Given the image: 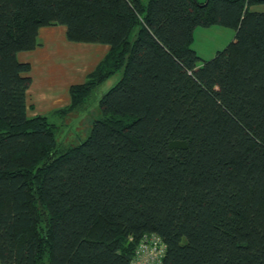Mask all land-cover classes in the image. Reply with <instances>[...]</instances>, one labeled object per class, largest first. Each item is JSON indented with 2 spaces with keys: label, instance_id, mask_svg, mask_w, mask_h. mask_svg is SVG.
I'll return each mask as SVG.
<instances>
[{
  "label": "trees",
  "instance_id": "16d2710c",
  "mask_svg": "<svg viewBox=\"0 0 264 264\" xmlns=\"http://www.w3.org/2000/svg\"><path fill=\"white\" fill-rule=\"evenodd\" d=\"M264 0H0V264H133L142 238L162 264H264ZM110 51L70 89L85 140L30 117L39 30ZM233 27L205 61L198 27Z\"/></svg>",
  "mask_w": 264,
  "mask_h": 264
},
{
  "label": "crops",
  "instance_id": "0c3cea01",
  "mask_svg": "<svg viewBox=\"0 0 264 264\" xmlns=\"http://www.w3.org/2000/svg\"><path fill=\"white\" fill-rule=\"evenodd\" d=\"M67 33L64 25L43 27L39 30L37 47L17 56L20 62L31 65L29 116H53L57 110L69 106L71 87L85 83L110 51L106 44L71 42ZM62 59L66 64L60 62Z\"/></svg>",
  "mask_w": 264,
  "mask_h": 264
},
{
  "label": "rangeland",
  "instance_id": "374dc122",
  "mask_svg": "<svg viewBox=\"0 0 264 264\" xmlns=\"http://www.w3.org/2000/svg\"><path fill=\"white\" fill-rule=\"evenodd\" d=\"M147 2L148 0H143ZM205 3L207 0H198ZM256 10L264 12V5L257 6ZM236 35V29L233 27H225L220 25L212 26L211 28L198 27L194 34V40L191 44L192 48L196 50L199 57L205 61H210L215 55L224 50L233 41ZM61 63L66 64V60H60ZM55 63V62H54ZM121 74H116L101 84L96 90L95 97L89 111L84 113H72L65 118L61 116H53L47 114L52 123L62 126V132L59 133V140L63 148H68L72 145L81 143L89 134L94 117L92 115L98 112V98L104 93L112 89L120 80ZM33 117V116H30Z\"/></svg>",
  "mask_w": 264,
  "mask_h": 264
},
{
  "label": "built area",
  "instance_id": "2783aa9c",
  "mask_svg": "<svg viewBox=\"0 0 264 264\" xmlns=\"http://www.w3.org/2000/svg\"><path fill=\"white\" fill-rule=\"evenodd\" d=\"M165 245L156 235L145 236L138 245L133 264H162Z\"/></svg>",
  "mask_w": 264,
  "mask_h": 264
}]
</instances>
